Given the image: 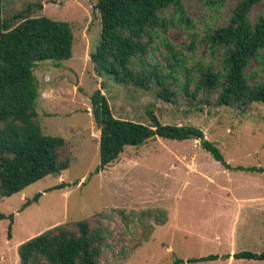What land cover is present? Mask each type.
Masks as SVG:
<instances>
[{"label":"rangeland","instance_id":"obj_1","mask_svg":"<svg viewBox=\"0 0 264 264\" xmlns=\"http://www.w3.org/2000/svg\"><path fill=\"white\" fill-rule=\"evenodd\" d=\"M226 0L212 11L202 1L187 7L195 31L213 27L234 6ZM96 0H3L2 17L29 8L31 18L67 22L74 41L67 61L37 63L36 111L45 135L66 141L63 154L69 168L50 175L22 192L0 200V264H20L17 248L30 238L58 225L88 221L104 234L99 264H173L211 254L232 255L264 250V179L260 174L226 170L200 145L198 138L169 141L156 138L141 146L126 147L116 161L95 174L99 165V130L90 98L100 90L114 117L149 123L152 111L162 124L191 126L214 143L231 166L264 168V105L244 111L214 106L198 110L182 96L175 102L157 99L152 92L116 82L94 71L90 54L100 37ZM264 13V3L255 15ZM193 31L170 28L167 39L187 59L209 61L206 47L196 42L187 49ZM163 50L155 51L159 59ZM264 58V52H263ZM247 73L264 80V69L252 61ZM58 184L63 190H46ZM41 193L37 203L22 205ZM22 208V209H21ZM190 264V263H189ZM192 264V263H191ZM197 264H264L226 261Z\"/></svg>","mask_w":264,"mask_h":264},{"label":"trees","instance_id":"obj_2","mask_svg":"<svg viewBox=\"0 0 264 264\" xmlns=\"http://www.w3.org/2000/svg\"><path fill=\"white\" fill-rule=\"evenodd\" d=\"M202 1L212 11L226 0H96L100 15L99 42L90 54L97 75H110L124 86L149 91L157 99L175 102L182 96L198 110L214 106L244 111L252 104L264 105V80L247 73L252 61L264 69V13L255 15L264 0H236L225 17L202 34L195 31L187 7ZM0 0V200L22 192L43 178L58 176L70 166L63 154L66 141L45 135L38 122L36 103L38 81L34 76L37 63L62 62L72 57L73 33L67 22L47 17L31 18L29 8L2 17ZM180 25L193 31L187 49L194 53L196 42L206 47L210 58H194L187 66L167 39L170 28ZM163 54L155 58V51ZM91 112L99 134V165L95 174L117 160L126 147L141 146L160 138L169 141L200 140L201 148L226 170L260 174L264 168L231 166L218 147L191 126L162 124L152 111L149 123L114 117L107 98L95 91ZM58 184L46 191L63 190ZM41 193L27 199L23 207L37 203ZM21 208V209H22ZM13 216L0 213V221ZM104 234L101 227H90L88 221L58 225L20 244V264H99ZM234 260L264 261V250L240 251ZM229 255L211 254L187 259L186 263L227 260ZM184 263L176 260L173 264Z\"/></svg>","mask_w":264,"mask_h":264},{"label":"crops","instance_id":"obj_3","mask_svg":"<svg viewBox=\"0 0 264 264\" xmlns=\"http://www.w3.org/2000/svg\"><path fill=\"white\" fill-rule=\"evenodd\" d=\"M219 255V254H218ZM226 255H229V254H226ZM234 254H232V255H229V258L227 259V260H229L230 258H232V260H234L233 259V256ZM217 261H219V260H217ZM222 261H226V260H222ZM234 261H236L237 263L238 262H243V261H253V262H259V261H254V260H234ZM214 262H216V261H214ZM264 262V261H263Z\"/></svg>","mask_w":264,"mask_h":264},{"label":"water","instance_id":"obj_4","mask_svg":"<svg viewBox=\"0 0 264 264\" xmlns=\"http://www.w3.org/2000/svg\"><path fill=\"white\" fill-rule=\"evenodd\" d=\"M94 8H96V6H94Z\"/></svg>","mask_w":264,"mask_h":264}]
</instances>
